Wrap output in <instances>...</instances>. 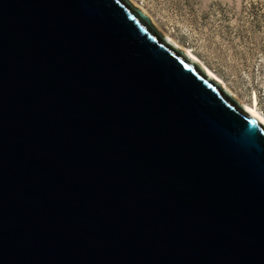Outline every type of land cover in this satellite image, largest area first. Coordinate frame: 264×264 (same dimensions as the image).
<instances>
[{"label":"water","instance_id":"obj_1","mask_svg":"<svg viewBox=\"0 0 264 264\" xmlns=\"http://www.w3.org/2000/svg\"><path fill=\"white\" fill-rule=\"evenodd\" d=\"M0 264H264V126L128 0H0Z\"/></svg>","mask_w":264,"mask_h":264},{"label":"rangeland","instance_id":"obj_2","mask_svg":"<svg viewBox=\"0 0 264 264\" xmlns=\"http://www.w3.org/2000/svg\"><path fill=\"white\" fill-rule=\"evenodd\" d=\"M264 116V0H128ZM171 38V39H172Z\"/></svg>","mask_w":264,"mask_h":264},{"label":"bare ground","instance_id":"obj_3","mask_svg":"<svg viewBox=\"0 0 264 264\" xmlns=\"http://www.w3.org/2000/svg\"><path fill=\"white\" fill-rule=\"evenodd\" d=\"M143 14H145L144 11H141ZM146 15V14H145ZM172 38V37H171ZM170 37H167L166 39L168 40L169 43H171L175 48H177L178 50H181L183 53H185V55L190 58L191 60H193L194 62H196L198 64V66L208 75L210 76L215 82H217L220 86V88L224 91H226L232 98L233 95L232 93L229 91V89L227 88L228 86H226L225 82L218 77L212 70H210L207 66H205L200 59L193 53V51L189 48H185V47H181L180 45H178L173 38L171 39ZM235 96V95H234ZM257 101L253 100L251 102L250 105L244 104L242 103V107L244 109H246L248 112H250L253 116H255L259 122H261L264 126V116L260 113V111L257 109V105H256Z\"/></svg>","mask_w":264,"mask_h":264}]
</instances>
